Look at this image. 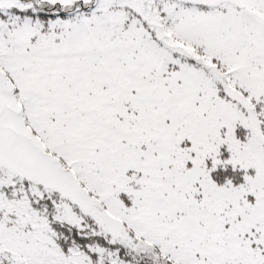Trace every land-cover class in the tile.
<instances>
[{"label": "snow or ice", "instance_id": "6c2138e0", "mask_svg": "<svg viewBox=\"0 0 264 264\" xmlns=\"http://www.w3.org/2000/svg\"><path fill=\"white\" fill-rule=\"evenodd\" d=\"M0 264H264V0H0Z\"/></svg>", "mask_w": 264, "mask_h": 264}]
</instances>
